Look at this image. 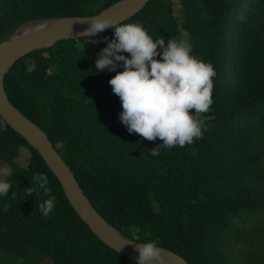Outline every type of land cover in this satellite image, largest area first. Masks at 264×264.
<instances>
[{
    "label": "trees",
    "instance_id": "1",
    "mask_svg": "<svg viewBox=\"0 0 264 264\" xmlns=\"http://www.w3.org/2000/svg\"><path fill=\"white\" fill-rule=\"evenodd\" d=\"M114 1L0 0V40L20 25L97 13ZM178 2L175 9L174 0H149L121 23H141L166 42L179 39L182 28L193 54L214 66V102L201 116L205 129L194 143L161 147L153 156L162 141L128 132L119 119L122 102L109 84L116 72L95 68L113 28L91 41L62 38L31 50L7 71L4 90L122 234L156 241L188 264L262 263L264 241L242 235L254 246L252 259L231 256L230 242L241 232L239 222L264 213L257 170L264 154V0H248L247 9L244 0ZM22 147L30 152L25 166L16 162ZM0 161L13 174L7 177L12 189L0 196V264L11 258L20 264H136L94 234L39 153L1 117ZM36 174L47 176V193L32 181ZM29 188H36L31 196ZM49 196L56 204L45 217L38 205Z\"/></svg>",
    "mask_w": 264,
    "mask_h": 264
},
{
    "label": "clouds",
    "instance_id": "2",
    "mask_svg": "<svg viewBox=\"0 0 264 264\" xmlns=\"http://www.w3.org/2000/svg\"><path fill=\"white\" fill-rule=\"evenodd\" d=\"M108 28L114 29V38L109 41L104 37L108 43L98 53L95 68L116 72L109 84L122 102L119 119L128 132L149 141H162L151 149L153 156L159 155L161 147L171 150L202 138L205 121L201 116L210 111L214 102L216 70L210 62L193 54L188 33L180 28L179 39L166 42L162 37L154 39L141 23L96 16L82 36L91 41ZM121 66L123 70L116 71ZM12 175L7 167L0 168V196L8 195L12 189L7 179ZM32 181L47 193L46 175L36 174ZM34 191L36 188H29V196ZM55 204L56 197L49 196L38 207L48 217ZM4 210H8L7 206ZM136 250V264H166L164 250L156 241L137 243Z\"/></svg>",
    "mask_w": 264,
    "mask_h": 264
},
{
    "label": "water",
    "instance_id": "3",
    "mask_svg": "<svg viewBox=\"0 0 264 264\" xmlns=\"http://www.w3.org/2000/svg\"><path fill=\"white\" fill-rule=\"evenodd\" d=\"M149 0H116L101 11L88 15H68L36 20L28 33L8 36L0 40V117L39 153L58 179L62 190L77 213L104 243L131 260L137 261L136 244L144 241L131 239L107 222L83 191L68 164L63 161L46 133L9 101L4 90V77L16 60L38 47L52 44L62 38L79 37L89 28L96 16L110 17L121 22L139 11ZM164 250L166 264H188L170 248Z\"/></svg>",
    "mask_w": 264,
    "mask_h": 264
},
{
    "label": "rangeland",
    "instance_id": "4",
    "mask_svg": "<svg viewBox=\"0 0 264 264\" xmlns=\"http://www.w3.org/2000/svg\"><path fill=\"white\" fill-rule=\"evenodd\" d=\"M247 2L248 0H244V8L247 9ZM174 7L175 9H178V7L180 6L178 0H174ZM242 16L241 13L237 14L236 17H240ZM35 23V21H32L30 23L25 24L26 26H33V24ZM202 119V117H201ZM30 152L27 148L22 147L20 149V153L18 155V158L16 159V162L19 165L25 166L28 163V158H29ZM7 167L10 170V165L0 161V168H5ZM257 170L259 172H261L263 174V180L262 182L259 183H263L264 182V154L262 155L261 160H259V164L257 167ZM253 222V223H252ZM254 223L256 227H258V229H254ZM263 224V225H259V224ZM238 227L241 228V232L238 233V237L237 239H232L230 244H231V256L233 255H239L240 259H243L244 257L246 258H250L252 259L253 254H254V246L247 241V238L249 240H251V242L254 241V243H257V241L262 240L264 241V213L261 214V216H259L257 219L254 220L250 219V218H245V220L243 222H239L237 224ZM263 226V227H262ZM263 229V230H261ZM247 237L245 239H242L241 237ZM261 243V242H258ZM247 252V255L245 256ZM21 260L20 259H15V258H11V259H6V264H20ZM264 264V262L259 263V262H255L254 264Z\"/></svg>",
    "mask_w": 264,
    "mask_h": 264
},
{
    "label": "bare ground",
    "instance_id": "5",
    "mask_svg": "<svg viewBox=\"0 0 264 264\" xmlns=\"http://www.w3.org/2000/svg\"><path fill=\"white\" fill-rule=\"evenodd\" d=\"M32 28L34 27H28L26 25H20L14 30H12L8 36H19V35H24L25 33H28ZM7 36V37H8Z\"/></svg>",
    "mask_w": 264,
    "mask_h": 264
}]
</instances>
